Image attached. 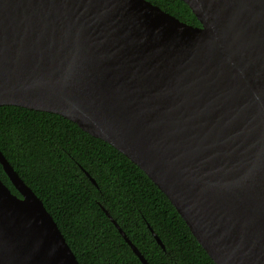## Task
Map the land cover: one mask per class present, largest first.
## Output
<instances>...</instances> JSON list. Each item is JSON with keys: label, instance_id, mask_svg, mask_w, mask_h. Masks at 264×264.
<instances>
[{"label": "water", "instance_id": "95a60500", "mask_svg": "<svg viewBox=\"0 0 264 264\" xmlns=\"http://www.w3.org/2000/svg\"><path fill=\"white\" fill-rule=\"evenodd\" d=\"M181 1L198 25L149 0H0V105L116 148L215 264H264V0ZM0 164L19 193L0 178V264H80L1 151Z\"/></svg>", "mask_w": 264, "mask_h": 264}, {"label": "trees", "instance_id": "16d2710c", "mask_svg": "<svg viewBox=\"0 0 264 264\" xmlns=\"http://www.w3.org/2000/svg\"><path fill=\"white\" fill-rule=\"evenodd\" d=\"M149 1L199 24L181 0ZM0 151L41 199L80 264H142L102 207L149 264H215L151 179L75 122L53 112L0 105ZM0 178L19 195L1 164Z\"/></svg>", "mask_w": 264, "mask_h": 264}]
</instances>
